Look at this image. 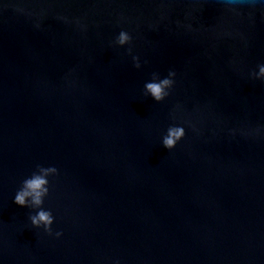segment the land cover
<instances>
[{"label":"water","instance_id":"1","mask_svg":"<svg viewBox=\"0 0 264 264\" xmlns=\"http://www.w3.org/2000/svg\"><path fill=\"white\" fill-rule=\"evenodd\" d=\"M261 65L264 0H0V264H264Z\"/></svg>","mask_w":264,"mask_h":264},{"label":"clouds","instance_id":"2","mask_svg":"<svg viewBox=\"0 0 264 264\" xmlns=\"http://www.w3.org/2000/svg\"><path fill=\"white\" fill-rule=\"evenodd\" d=\"M131 39L132 37L126 31H121L116 39V43L124 45L129 43ZM129 52H131V49H129ZM133 60L136 62L135 67L139 68L138 57L134 56ZM256 75L264 77V65L259 66V73ZM174 76V71H169L168 76L163 79H160L157 73H153L152 81L145 83V93L150 94L155 101H162L169 95L168 90L174 84V80L172 79ZM184 135L185 130L182 126H170L167 134L162 139L163 147L166 149L174 148ZM57 172L58 169L55 166L44 167L37 165V171L33 172L31 177L23 180L21 188L14 197V203L19 206L40 209L36 214L30 215L29 218L34 226H43L49 234L52 233L51 225L54 222V217L50 210H44L41 208V205L44 203V197L49 193L48 177L57 174ZM56 235L60 236L61 233L57 232Z\"/></svg>","mask_w":264,"mask_h":264}]
</instances>
